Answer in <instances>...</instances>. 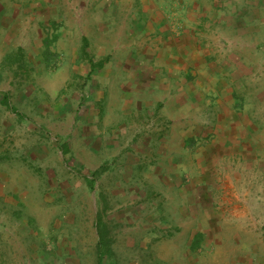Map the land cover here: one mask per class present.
Wrapping results in <instances>:
<instances>
[{"label": "crops", "instance_id": "crops-1", "mask_svg": "<svg viewBox=\"0 0 264 264\" xmlns=\"http://www.w3.org/2000/svg\"><path fill=\"white\" fill-rule=\"evenodd\" d=\"M41 232L67 264H264V0H0L3 257Z\"/></svg>", "mask_w": 264, "mask_h": 264}, {"label": "rangeland", "instance_id": "rangeland-1", "mask_svg": "<svg viewBox=\"0 0 264 264\" xmlns=\"http://www.w3.org/2000/svg\"><path fill=\"white\" fill-rule=\"evenodd\" d=\"M45 228L48 230L50 226L48 228L44 225L41 230ZM39 236V247L31 246L33 240L28 237L23 253L17 256H8L5 253V257H3L4 249H0V264H67L66 257H68L70 249L63 246L65 243L57 248L55 241L49 235L46 236L45 233L41 232Z\"/></svg>", "mask_w": 264, "mask_h": 264}]
</instances>
